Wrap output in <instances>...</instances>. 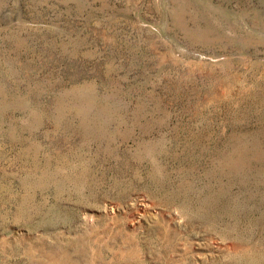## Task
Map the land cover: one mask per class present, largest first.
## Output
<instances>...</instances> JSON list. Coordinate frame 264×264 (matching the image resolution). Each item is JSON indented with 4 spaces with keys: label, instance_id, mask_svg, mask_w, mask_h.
Listing matches in <instances>:
<instances>
[{
    "label": "rangeland",
    "instance_id": "obj_1",
    "mask_svg": "<svg viewBox=\"0 0 264 264\" xmlns=\"http://www.w3.org/2000/svg\"><path fill=\"white\" fill-rule=\"evenodd\" d=\"M0 264H264V0H0Z\"/></svg>",
    "mask_w": 264,
    "mask_h": 264
}]
</instances>
